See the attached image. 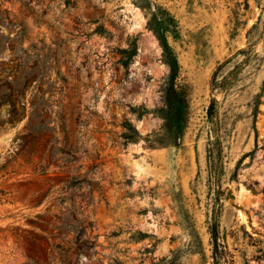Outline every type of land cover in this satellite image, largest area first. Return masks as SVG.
I'll return each mask as SVG.
<instances>
[{
    "label": "rangeland",
    "instance_id": "obj_1",
    "mask_svg": "<svg viewBox=\"0 0 264 264\" xmlns=\"http://www.w3.org/2000/svg\"><path fill=\"white\" fill-rule=\"evenodd\" d=\"M0 264H264V0H0Z\"/></svg>",
    "mask_w": 264,
    "mask_h": 264
},
{
    "label": "trees",
    "instance_id": "obj_2",
    "mask_svg": "<svg viewBox=\"0 0 264 264\" xmlns=\"http://www.w3.org/2000/svg\"><path fill=\"white\" fill-rule=\"evenodd\" d=\"M211 235H212L213 241L216 242V239H217L216 238V228L214 225L211 227Z\"/></svg>",
    "mask_w": 264,
    "mask_h": 264
}]
</instances>
